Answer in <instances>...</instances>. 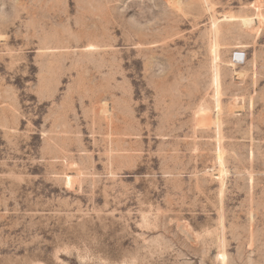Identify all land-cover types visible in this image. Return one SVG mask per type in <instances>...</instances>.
<instances>
[{"label":"rangeland","instance_id":"rangeland-1","mask_svg":"<svg viewBox=\"0 0 264 264\" xmlns=\"http://www.w3.org/2000/svg\"><path fill=\"white\" fill-rule=\"evenodd\" d=\"M263 5L0 0V264H264Z\"/></svg>","mask_w":264,"mask_h":264},{"label":"bare ground","instance_id":"bare-ground-1","mask_svg":"<svg viewBox=\"0 0 264 264\" xmlns=\"http://www.w3.org/2000/svg\"><path fill=\"white\" fill-rule=\"evenodd\" d=\"M264 6V5H263ZM256 18L252 19V18H248V19H244L242 22H243V26L246 30H249V32H254L255 31V28L257 27L258 23H261L263 22L264 23V14L263 15H256L255 16ZM225 19V18H224ZM229 21L231 20L228 19ZM220 20L217 19V22H219ZM255 23H254V22ZM215 24V23H214ZM244 46H241L239 47L238 49H243ZM216 50H217V47L216 45L212 44L211 47H210V52L212 54V56H215V53H216ZM245 60V54L243 52V50H240L238 51L235 55H234V59H232V61L230 62L229 64V67H232L233 69H235V67L237 66V64L243 62ZM214 62H215V58H214ZM238 77L241 76V74H236ZM242 78V77H241ZM240 78V79H241ZM214 81H216V79H214ZM217 102V100H216ZM236 102V100H235ZM64 184H65V187L69 190H71L74 186V183H73V179L71 176H68L66 175L65 176V180H64Z\"/></svg>","mask_w":264,"mask_h":264}]
</instances>
